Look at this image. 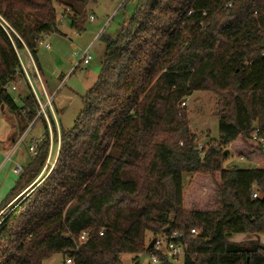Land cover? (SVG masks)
Returning a JSON list of instances; mask_svg holds the SVG:
<instances>
[{
	"label": "trees",
	"instance_id": "16d2710c",
	"mask_svg": "<svg viewBox=\"0 0 264 264\" xmlns=\"http://www.w3.org/2000/svg\"><path fill=\"white\" fill-rule=\"evenodd\" d=\"M146 1L124 0L114 36L100 35L98 78L73 127L58 126L59 144L50 119V159L59 146L52 171L9 211L46 172L50 145L30 92L15 99L4 86L21 74L20 51L34 59L39 41L58 33L54 4L79 30L86 1L0 0L9 26L0 27V112L24 124L7 151L25 124L44 126L36 155L0 204V264H43L55 254L73 264H122L123 255H150L146 233L181 234L182 264H264L257 240L230 241L264 235V150L251 142L256 127L264 138V0H154L141 13ZM201 91L218 97L220 111L219 141L199 153L180 107ZM233 146L253 169L225 168ZM82 231L88 241L74 252Z\"/></svg>",
	"mask_w": 264,
	"mask_h": 264
},
{
	"label": "rangeland",
	"instance_id": "374dc122",
	"mask_svg": "<svg viewBox=\"0 0 264 264\" xmlns=\"http://www.w3.org/2000/svg\"><path fill=\"white\" fill-rule=\"evenodd\" d=\"M85 1L86 5L83 7V25L79 30L72 29L68 20L64 17V14H69V10L54 4L58 23V33L49 34L41 40L42 44L47 43L49 45V49L44 48L42 44L38 45L35 58L33 59L39 70L44 89L47 95L52 98V110L56 117L57 125L67 131L73 127L75 119L83 109V97L94 86L98 78L102 56L100 42H97L98 34L101 33V35L114 36L119 23L123 19V12L119 8L124 0ZM153 2L154 0H147L142 6L141 13L148 11L149 7L153 5ZM165 2L169 3L170 1L165 0ZM61 18L62 21L58 22ZM91 45H93L92 48L90 47ZM88 49H90L91 61L88 65L83 66L80 60L82 54ZM18 54L21 56L24 67L30 72V61L26 57L25 49ZM32 79H34V77H32ZM23 91V88H21L19 93L14 94V98L16 99V95L22 94ZM218 102V97L211 91H201L193 93L184 101L185 106L180 107L185 111L188 119V130L190 135L194 137L199 153L205 146H216L219 141L217 113L220 111V107ZM18 124L17 118L7 110L0 112V204L13 188L18 178V176L12 173L13 166L17 163L26 165L31 158L27 151L29 140L42 139L44 135V126L41 121L25 124L27 129L22 135L23 138L28 134L25 142L19 144L16 154L14 156L12 155L11 159L7 161L12 151L7 153V149L5 150L2 146L4 145L7 148L11 146V142L8 143V140L13 141L14 138L16 140L18 137L17 134L21 132V128L23 129L24 126V124L20 126H18ZM30 127L31 129L29 130ZM10 137H12V139H10ZM58 147L57 145L52 159L47 158L46 172L41 176L39 182L23 195L21 199L18 198L30 187L15 197L12 202L18 200L8 209L9 211L14 208V206H18L23 197V199L28 197L30 192L35 190L52 171L58 156ZM233 148L234 146L228 148L230 156L224 164L225 168L236 167L242 170L253 169L255 164L252 161H246L244 158L243 161H240V154H237ZM188 183H191L190 175L184 174L183 185L186 191ZM207 184H204L203 181L199 184L200 188H198V192L199 194L201 193L202 201H209L211 198V195L203 191ZM260 196L261 195L258 194V197ZM6 208L2 209L0 214ZM162 236L164 237V235H158L157 238L161 239ZM246 237H244L241 242H244V240L246 241V239H254L264 247V235ZM152 238V234L146 233L145 248ZM231 240L232 239H230V241ZM182 260L183 259H180L174 264H182ZM121 261L122 264H148L149 255H140L138 259H136V255H123L121 256ZM43 264H64V258L62 254H55L50 259L43 262Z\"/></svg>",
	"mask_w": 264,
	"mask_h": 264
},
{
	"label": "built area",
	"instance_id": "2783aa9c",
	"mask_svg": "<svg viewBox=\"0 0 264 264\" xmlns=\"http://www.w3.org/2000/svg\"><path fill=\"white\" fill-rule=\"evenodd\" d=\"M60 21H62V18L58 22ZM4 26L9 28V26L0 18V27L4 31H6ZM41 44L42 43L40 40L38 45H41ZM42 45H44V48L49 49V45L47 43L42 44ZM89 50L90 49H88L82 54L80 63L83 66L88 65L89 62L91 61V55H90ZM25 53H26V57L30 61V72L26 70V68L24 67L22 63L21 56L18 54L21 74H19L18 77L15 78L13 81L7 83L4 86V91L6 93L16 94V93H19V90H21V88H23V90L27 89L30 92V94L34 98L35 103L37 105L36 119L43 118L46 123L48 132H49L50 150H49L48 158H50L51 146H52V128H51L50 119H52V122L54 123L56 127V130L58 133L57 141L59 144V130H58L57 122H56V117L52 110V98H50L47 95L44 89V86L41 82L39 70L34 63L31 54L26 48H25ZM263 55H264V52H263ZM32 77H34V79H32ZM184 106H185V103L184 102L181 103V107H184ZM33 122H35V120ZM30 129L31 127L29 128V130ZM29 130H28V133H29ZM258 133H259V129L256 127L253 133V136L251 138V142L258 144L264 150V138L258 137ZM27 135L28 134H26L23 138L21 136L19 138L20 140L18 139V141L13 146L14 149L12 150V154L9 156L7 161L11 159V156L13 155V153L16 151V149H18L19 144H22L23 142H25ZM42 141H43V138L29 140V143L27 146V151H28L29 156L34 157L36 155L37 145H39ZM239 160L243 161V158H239ZM22 172H23L22 165L17 163L15 166H13L12 173L14 175L19 176L22 174ZM89 234H90L89 231H82L75 239L73 238V242H74L73 251L74 252H77L79 248L88 241ZM101 234L102 233H100V235ZM190 234H191L190 237L194 238L195 236L198 235V231L191 230ZM67 237H71V236L67 235ZM181 237L182 235L178 233H171L170 235L166 234L164 235V237L162 236L161 239L156 237L153 248L150 250L151 252L149 255L148 264H159V259H158L159 255L167 257L173 264L178 262V260L183 259L186 254V247L180 242ZM64 264H73L72 259L69 257H65Z\"/></svg>",
	"mask_w": 264,
	"mask_h": 264
},
{
	"label": "crops",
	"instance_id": "0c3cea01",
	"mask_svg": "<svg viewBox=\"0 0 264 264\" xmlns=\"http://www.w3.org/2000/svg\"><path fill=\"white\" fill-rule=\"evenodd\" d=\"M122 1H123V0H122ZM100 35H101V33L98 34L97 42H99V37H100ZM92 46H93V45H91L90 47L92 48ZM10 139H12V137H10ZM8 141H9L8 143L12 142V140H8ZM17 141H18V140H17ZM2 148H4L5 150L7 149L6 146H4V145L2 146ZM12 150H13V147H12L10 150H8L7 153L11 152ZM17 150H18V149H16V151L13 153V156L16 154ZM244 237H246V236H245V235H240V234H239V235H234V236L231 237V239H232L231 241H232V242H235V241H236L235 243H239V242H241V241L244 239ZM246 238H247V237H246ZM246 240H247V239H246ZM248 240H249V239H248ZM244 241H245V240H244Z\"/></svg>",
	"mask_w": 264,
	"mask_h": 264
},
{
	"label": "water",
	"instance_id": "95a60500",
	"mask_svg": "<svg viewBox=\"0 0 264 264\" xmlns=\"http://www.w3.org/2000/svg\"><path fill=\"white\" fill-rule=\"evenodd\" d=\"M224 154H225V153H224ZM166 232H167V228H165V229L163 230V233H166ZM154 242H155V238H153V239L149 242V244L147 245V250H151V249L153 248Z\"/></svg>",
	"mask_w": 264,
	"mask_h": 264
}]
</instances>
